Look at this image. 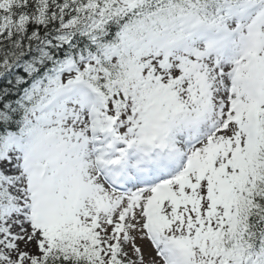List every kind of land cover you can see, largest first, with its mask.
I'll list each match as a JSON object with an SVG mask.
<instances>
[{"label":"snow or ice","instance_id":"obj_1","mask_svg":"<svg viewBox=\"0 0 264 264\" xmlns=\"http://www.w3.org/2000/svg\"><path fill=\"white\" fill-rule=\"evenodd\" d=\"M0 264H264V0H0Z\"/></svg>","mask_w":264,"mask_h":264}]
</instances>
